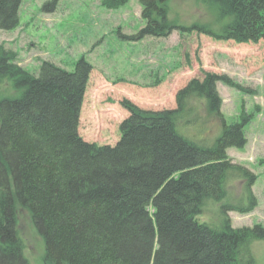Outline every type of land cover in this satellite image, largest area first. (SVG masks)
<instances>
[{
    "label": "trees",
    "instance_id": "obj_1",
    "mask_svg": "<svg viewBox=\"0 0 264 264\" xmlns=\"http://www.w3.org/2000/svg\"><path fill=\"white\" fill-rule=\"evenodd\" d=\"M20 1L0 0V30L17 27ZM127 1L102 4L113 9ZM137 1L147 21L138 37L168 27V0ZM200 1L223 22L218 33L204 27L208 34L235 43L264 39V0ZM57 2L46 1L42 10ZM15 57L0 46V81L11 80L18 91L0 99V264H28L18 207L42 236L47 264H253L248 245L264 240V227H232L226 211L239 206L222 205L215 226L197 218L209 199L226 197L230 178L253 180L227 155L246 144L251 115L242 111L241 121L227 124L216 82L243 87L207 72L178 91L174 109L144 110L125 99L117 142L97 145L78 133L91 65L81 57L67 71L43 61L35 75ZM211 122L222 128L210 145L185 132H202Z\"/></svg>",
    "mask_w": 264,
    "mask_h": 264
},
{
    "label": "rangeland",
    "instance_id": "obj_2",
    "mask_svg": "<svg viewBox=\"0 0 264 264\" xmlns=\"http://www.w3.org/2000/svg\"><path fill=\"white\" fill-rule=\"evenodd\" d=\"M46 1L21 0L19 24L0 30V46L16 52L14 62L35 75L43 61L67 71H73L81 57L91 65L78 119V133L85 141L114 145L119 124L128 115L123 100L144 110L174 109L178 91L207 72L224 75L245 89L216 82L227 124L241 121L242 111L251 115L243 129L246 144L227 148V155L247 168L253 180L230 178L226 197L219 202L209 199L197 218L218 225L222 205L229 203L240 208L226 211L232 227H264V39L235 43L208 34L204 27L218 33L223 22L200 0H168V27L141 37L147 21L137 0L113 9L102 0H58L55 9L42 10ZM9 96H18V91L11 80L3 79L0 99ZM221 128V123L211 122L202 132H185L197 133L198 140L210 145ZM248 192L254 199L251 207ZM16 228L27 263L47 264L44 240L21 207ZM248 248L253 264H264V240H251Z\"/></svg>",
    "mask_w": 264,
    "mask_h": 264
}]
</instances>
